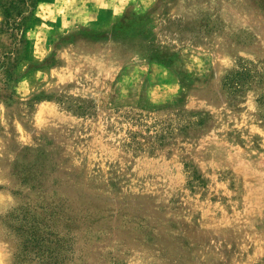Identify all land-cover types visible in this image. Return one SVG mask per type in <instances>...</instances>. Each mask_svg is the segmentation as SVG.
Listing matches in <instances>:
<instances>
[{"label":"rangeland","instance_id":"1","mask_svg":"<svg viewBox=\"0 0 264 264\" xmlns=\"http://www.w3.org/2000/svg\"><path fill=\"white\" fill-rule=\"evenodd\" d=\"M25 38L0 264H264V0H38Z\"/></svg>","mask_w":264,"mask_h":264},{"label":"trees","instance_id":"2","mask_svg":"<svg viewBox=\"0 0 264 264\" xmlns=\"http://www.w3.org/2000/svg\"><path fill=\"white\" fill-rule=\"evenodd\" d=\"M38 4V0H16L4 5V30L11 32L15 40L14 50L0 55V99L6 98L12 100L14 91L12 83L18 78L17 63L20 60L22 51L28 48V40L25 38L26 27L34 9ZM31 7L33 11L26 16L25 8ZM228 85L230 87L240 85V78L228 77ZM6 92V94H2ZM46 252H42L45 255ZM44 264V263H43Z\"/></svg>","mask_w":264,"mask_h":264}]
</instances>
